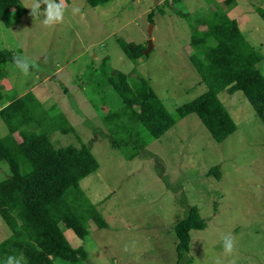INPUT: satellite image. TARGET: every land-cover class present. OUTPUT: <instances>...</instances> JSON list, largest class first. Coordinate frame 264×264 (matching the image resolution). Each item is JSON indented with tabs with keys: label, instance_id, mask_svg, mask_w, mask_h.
<instances>
[{
	"label": "rangeland",
	"instance_id": "374dc122",
	"mask_svg": "<svg viewBox=\"0 0 264 264\" xmlns=\"http://www.w3.org/2000/svg\"><path fill=\"white\" fill-rule=\"evenodd\" d=\"M19 1L24 10L19 21L9 28L0 22V50L26 56L37 67L25 74L15 63L0 66V109L31 93L40 108L61 113L73 129L65 135L51 133V144H84L96 160L97 169L79 186L105 228L96 229L89 218L87 235L79 240L59 226L72 248L86 252L82 264H174L172 227L191 206L205 228L190 232L189 264H264V124L242 93L217 95L235 124L220 143L190 114L127 160L111 147L89 100L102 97L113 108L118 99L85 90L93 78L88 75L105 60L104 72H120L129 83L143 79L173 114L206 90L188 60L189 38L192 28L205 29L196 20L213 10L233 20L259 53L256 67L264 78V21L256 12H264V0H110L95 7L86 0H64L63 22L50 27L42 22L46 5L30 16L27 6L33 0ZM73 8L79 13L74 15ZM178 12L187 14V21ZM148 40L151 47L144 55ZM119 42L145 49L137 59H128ZM5 134L0 119V137ZM13 137L20 141L16 133ZM214 167L218 179L207 175ZM7 175L1 163L0 181ZM228 233L236 240L231 255L223 251L222 237ZM8 235L0 218V243Z\"/></svg>",
	"mask_w": 264,
	"mask_h": 264
},
{
	"label": "trees",
	"instance_id": "16d2710c",
	"mask_svg": "<svg viewBox=\"0 0 264 264\" xmlns=\"http://www.w3.org/2000/svg\"><path fill=\"white\" fill-rule=\"evenodd\" d=\"M86 1L95 7L110 0ZM256 12L264 21V12L260 9ZM23 14L19 0H0V22L4 27L16 24ZM177 15L187 21V14ZM196 25L205 29H191L188 60L206 90L176 107L173 114L166 112L143 79L129 83L120 72H104L105 60L88 75L93 78L85 90L97 96L105 94V98L109 94L110 101L113 96L118 99L113 108L102 97L89 100L93 111L100 115L111 147L124 153L125 159H132L150 141L160 138L190 114L198 118L215 143H220L235 131V124L217 98L220 92L242 93L264 124V78L256 67L261 61L259 53L243 39L236 23L217 10L197 19ZM119 45L125 48L128 59H137L145 49L132 43L119 42ZM13 57L9 51L0 50V66L13 64ZM62 93L68 94L65 88ZM68 102L72 105L71 98ZM0 119L6 128V134L0 137V164L8 169V175L0 181V218L9 231L0 243V264H5L8 256L20 254L27 264H82L86 252L82 247L72 248L59 226L79 240L87 235L84 225L89 218L96 229L105 228L100 213L79 186L83 178L97 169L96 160L84 144L58 148L51 144V133L65 135L73 129L61 113L40 108L31 93L2 107ZM15 133L19 142L13 137ZM213 174L218 179L217 167L208 170V176ZM204 228L195 206L189 207L184 218L174 223V264L190 263L187 255L190 232Z\"/></svg>",
	"mask_w": 264,
	"mask_h": 264
},
{
	"label": "clouds",
	"instance_id": "9594fccd",
	"mask_svg": "<svg viewBox=\"0 0 264 264\" xmlns=\"http://www.w3.org/2000/svg\"><path fill=\"white\" fill-rule=\"evenodd\" d=\"M46 5L43 12V24L45 26H54L56 24L62 23L65 14L64 0H60L59 3L56 0H33L30 6H27L30 10L29 15H37L41 5ZM79 8H73V14L79 13ZM13 62L15 65L25 74L28 73L29 68H36L37 65L34 61H31L26 56L13 57ZM223 251L226 255H231L235 251L236 240L235 237L228 233L222 237ZM5 264H27L23 254L19 256H8ZM216 264H221V261L217 260Z\"/></svg>",
	"mask_w": 264,
	"mask_h": 264
},
{
	"label": "water",
	"instance_id": "95a60500",
	"mask_svg": "<svg viewBox=\"0 0 264 264\" xmlns=\"http://www.w3.org/2000/svg\"><path fill=\"white\" fill-rule=\"evenodd\" d=\"M147 34H148V36H149L150 32L148 31ZM150 47H151V41L148 40V41H147V48H146L147 50L143 52L144 55L147 53V51L149 50Z\"/></svg>",
	"mask_w": 264,
	"mask_h": 264
}]
</instances>
